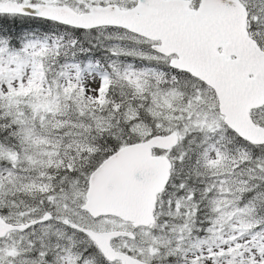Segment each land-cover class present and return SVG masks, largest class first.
<instances>
[{
  "label": "snow or ice",
  "instance_id": "snow-or-ice-1",
  "mask_svg": "<svg viewBox=\"0 0 264 264\" xmlns=\"http://www.w3.org/2000/svg\"><path fill=\"white\" fill-rule=\"evenodd\" d=\"M0 264H264V0H0Z\"/></svg>",
  "mask_w": 264,
  "mask_h": 264
}]
</instances>
